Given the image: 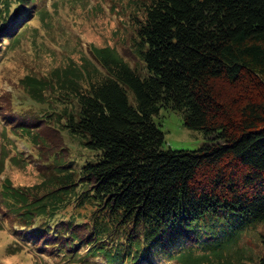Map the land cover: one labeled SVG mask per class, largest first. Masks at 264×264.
Returning <instances> with one entry per match:
<instances>
[{
  "label": "trees",
  "instance_id": "trees-1",
  "mask_svg": "<svg viewBox=\"0 0 264 264\" xmlns=\"http://www.w3.org/2000/svg\"><path fill=\"white\" fill-rule=\"evenodd\" d=\"M29 1L0 0L1 41ZM127 4L126 55L89 44L19 79L18 122L0 113V172L24 160L7 159L13 140L45 165L31 186L1 179L0 218L35 255L63 263L264 264V0ZM163 108L205 143L165 148L153 118ZM257 226L253 255L241 239Z\"/></svg>",
  "mask_w": 264,
  "mask_h": 264
},
{
  "label": "rangeland",
  "instance_id": "rangeland-1",
  "mask_svg": "<svg viewBox=\"0 0 264 264\" xmlns=\"http://www.w3.org/2000/svg\"><path fill=\"white\" fill-rule=\"evenodd\" d=\"M127 3L128 0H30L28 6H23L30 16L10 41L0 40V113L5 114L8 120L18 122L20 108L24 107L17 98L24 95L17 85L19 79L29 73L42 75L57 66L65 56L75 59L87 51L89 44H112L122 55H126L121 41L130 30V8ZM11 20L12 16L9 15L6 22ZM24 103L34 105L30 100ZM153 118L164 132L165 148L193 150L205 143L203 132L184 126L181 113L177 111L163 108ZM3 123L0 119V136ZM45 134L61 145L60 135L55 129L47 128ZM13 142L15 148L9 150L7 159L13 154H21L24 160L12 161V164L10 159L2 162L4 166L0 181L8 175L15 185H34L40 181L39 173L45 162L34 155L23 140ZM1 149L0 144V161L3 157ZM71 152L69 160L79 158L82 153L81 149L76 152L72 147ZM13 225L9 219L0 218V264H83L63 263L58 258L35 255L27 243L19 239ZM260 228L263 226H257V230L249 229L241 239V246L248 248L253 255L262 249L258 242Z\"/></svg>",
  "mask_w": 264,
  "mask_h": 264
}]
</instances>
